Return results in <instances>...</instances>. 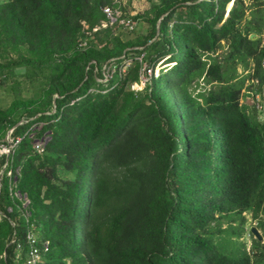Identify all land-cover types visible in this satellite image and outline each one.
Here are the masks:
<instances>
[{
    "label": "trees",
    "instance_id": "1",
    "mask_svg": "<svg viewBox=\"0 0 264 264\" xmlns=\"http://www.w3.org/2000/svg\"><path fill=\"white\" fill-rule=\"evenodd\" d=\"M103 6L125 9L0 0V83L18 70L42 75L33 96L0 108V137L25 121L0 174V264L17 247L22 260L36 228L39 264H250L214 233L222 219L229 231L244 212L264 214V118L249 116L237 79L247 70L264 102V0H147L151 29L136 41L100 25ZM145 52L144 70L172 66L129 89ZM202 77L214 85L195 96Z\"/></svg>",
    "mask_w": 264,
    "mask_h": 264
},
{
    "label": "rangeland",
    "instance_id": "2",
    "mask_svg": "<svg viewBox=\"0 0 264 264\" xmlns=\"http://www.w3.org/2000/svg\"><path fill=\"white\" fill-rule=\"evenodd\" d=\"M232 2L228 3L226 7V12L230 10ZM122 5L125 6L124 13L125 14H136L138 18L133 22L134 26L132 29V32H125L122 34V39H130L132 41H136L139 39H144V37H147L151 26L149 23L145 20V6L147 5V0H131L129 3H123ZM129 14V15H130ZM86 25H84V28ZM120 30V29H118ZM117 30V32H118ZM264 36V30L262 31L261 37ZM99 47L101 44H98ZM226 46L223 45V47L220 50L216 51V54L221 55V52L225 50ZM147 57V53L145 52L144 55H140L137 59L142 62V67L146 68L147 66V61L145 60ZM172 66V63H166V61L159 60L157 61L155 67L151 69V71L146 72V76H144V80L142 82H137L133 84L132 89L129 85V89L132 90H141L145 82L149 79V76L151 75L152 77H155L156 71L157 70H164L168 69ZM141 71V70H140ZM237 79L242 80L243 79V85L241 86V93H249L247 95V98L249 100H245L244 96H241V101L240 103H243L244 106H246V111L249 114V116L253 117L255 120H263L264 118V102L263 99L261 98L258 90L254 96L252 97V91L248 90V85L254 82V79L252 78H245L247 75V70H242L241 67L238 68L237 70ZM105 81V78L102 79ZM16 82V83H15ZM42 83V75L38 71H32L30 73L29 77H25L22 74V71H15V77L12 79H4L3 83H0V108H6L10 102L17 96H22V97H31L33 94L38 90L40 87V84ZM15 84V85H14ZM214 84L211 83V80L207 79L206 77L200 78L198 82L195 84L194 88V95L197 96V94L201 92H206L208 89L212 88ZM39 140V139H37ZM34 140L33 144L35 145L36 141ZM11 185L13 184V181L10 183ZM15 195L20 199L21 195L19 193H15ZM25 199V197H23ZM243 220L240 221L238 219L236 222L231 223L232 228L229 231L227 230V227L229 225V222L227 219H222L220 223V228L221 232H216L214 233V242L218 245H222L226 250H230L231 248H238L241 249L246 255L249 256L250 259V264H264V247H262L264 242V232L261 228L257 227V221L258 219H263L264 214L263 212H260L257 216V218H253L252 215L249 212H244L242 215ZM256 228L259 232V234L262 237L261 241H256L253 236H249V231L251 228ZM33 233L37 235L38 229H32ZM233 230V231H232ZM253 238V239H252ZM254 242H258V245H255ZM260 242V244H259Z\"/></svg>",
    "mask_w": 264,
    "mask_h": 264
},
{
    "label": "built area",
    "instance_id": "3",
    "mask_svg": "<svg viewBox=\"0 0 264 264\" xmlns=\"http://www.w3.org/2000/svg\"><path fill=\"white\" fill-rule=\"evenodd\" d=\"M113 1H121V0H113ZM102 12L104 13L105 16V21L101 22V26L105 27L107 25L109 26H114V28H118L121 30H124L126 32L132 31L133 26H134V21L128 16L129 14H125L118 8H111L110 6H103L102 7ZM86 28V27H85ZM93 30H96V28H93ZM114 33H116V30H114ZM84 45V42L80 43V46ZM99 47V45H97ZM140 60V58H139ZM261 65L264 67V56L262 57L261 60ZM127 66V64L123 67V69ZM104 68V66H103ZM151 71V69H147V71ZM146 70L141 69V74L139 77L138 82H142L144 80V76H146ZM158 74V70L156 71V75ZM109 75V72L106 70L104 73V78L105 80L107 79ZM155 75V76H156ZM132 83L130 87L133 88ZM264 108V106H263ZM13 129H8L2 137H0V156L4 157V162L3 166L0 169V174L2 173L3 169L8 166V160L10 156L13 154L14 148L16 144L19 141V137H14L12 136L11 132ZM46 136H42L39 140L36 141L35 145L33 144V148L35 151H41L42 146L44 143L47 141ZM34 143V142H33ZM7 175H11V170H7ZM26 240L28 242L29 248L25 252V255L22 260H20L18 257L20 256V251L19 248L17 247L15 249L16 256H14L13 264H39L40 259H41V252L40 249L36 245V239L34 237V234L28 231L26 233ZM44 249L47 248V244L43 243Z\"/></svg>",
    "mask_w": 264,
    "mask_h": 264
},
{
    "label": "water",
    "instance_id": "4",
    "mask_svg": "<svg viewBox=\"0 0 264 264\" xmlns=\"http://www.w3.org/2000/svg\"><path fill=\"white\" fill-rule=\"evenodd\" d=\"M165 15V14H164ZM163 15V16H164ZM163 16H161L160 17V19L163 17ZM158 31H159V20L157 21V23H156V33H158ZM247 95H249V93H246ZM23 122H25L24 120H21V121H19L16 125H14L12 128H10V129H13L14 127H16L17 125H19V124H21V123H23ZM24 197H25V195H24ZM250 233L253 235V238L256 240V241H261L262 240V237H261V235L259 234V232H258V230L256 229V228H251L250 229Z\"/></svg>",
    "mask_w": 264,
    "mask_h": 264
},
{
    "label": "bare ground",
    "instance_id": "5",
    "mask_svg": "<svg viewBox=\"0 0 264 264\" xmlns=\"http://www.w3.org/2000/svg\"><path fill=\"white\" fill-rule=\"evenodd\" d=\"M122 2H123V0H122Z\"/></svg>",
    "mask_w": 264,
    "mask_h": 264
},
{
    "label": "crops",
    "instance_id": "6",
    "mask_svg": "<svg viewBox=\"0 0 264 264\" xmlns=\"http://www.w3.org/2000/svg\"><path fill=\"white\" fill-rule=\"evenodd\" d=\"M262 37H264V36H262Z\"/></svg>",
    "mask_w": 264,
    "mask_h": 264
}]
</instances>
